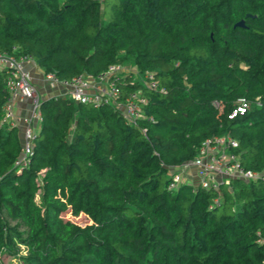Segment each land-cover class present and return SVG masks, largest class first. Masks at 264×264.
Instances as JSON below:
<instances>
[{"label": "trees", "instance_id": "trees-1", "mask_svg": "<svg viewBox=\"0 0 264 264\" xmlns=\"http://www.w3.org/2000/svg\"><path fill=\"white\" fill-rule=\"evenodd\" d=\"M12 46L59 79L130 61L158 86L119 78L120 101L144 98L134 124L110 103L42 98L21 169L17 128L0 124V264H263L264 0H0V50ZM219 136L260 177L205 189L183 173L169 188Z\"/></svg>", "mask_w": 264, "mask_h": 264}, {"label": "built area", "instance_id": "built-area-1", "mask_svg": "<svg viewBox=\"0 0 264 264\" xmlns=\"http://www.w3.org/2000/svg\"><path fill=\"white\" fill-rule=\"evenodd\" d=\"M14 51V46L9 51L0 50V69H4L6 73L4 85L8 94L2 107L3 116L0 119V124L5 122L8 125L16 126L18 121L24 122L19 155L13 161V166L21 169L28 164L31 154V141L40 120L38 104L42 97L32 83L30 72L24 67L26 62L33 61L32 58L26 54H15ZM132 73L127 71L123 65L111 64L96 76L78 75L70 79H59L54 72H46L43 74V80L50 86H59L64 89L62 93L51 94L47 97L57 95L66 97L75 103H89L93 106H98L102 102L110 103L120 110L127 123L134 124L137 118L143 116L140 103L144 102V98L140 95V90H135L129 92L123 101H120L117 84L121 76L125 74L133 76ZM142 78V83L147 87L156 88L158 86L151 72H145L142 74ZM23 98L31 102L32 113L29 117L19 119L13 114L12 104L14 100ZM247 104L244 98H239L235 109L229 116H232L235 111L243 112ZM148 119H151V116H148ZM32 122L36 124L33 126ZM236 145L237 142L234 139L225 136L205 140L198 147L193 160L182 164L179 172L171 175L168 187H175L182 180L183 173H191V176L188 175V178L185 179L192 185L205 189L217 187L221 183L227 185L230 178L254 180L260 177L259 172L245 170L239 165L237 153L233 150ZM187 168H191L192 171H184ZM217 202L218 199L214 198V203L217 204ZM258 241L264 242V238H260Z\"/></svg>", "mask_w": 264, "mask_h": 264}, {"label": "crops", "instance_id": "crops-1", "mask_svg": "<svg viewBox=\"0 0 264 264\" xmlns=\"http://www.w3.org/2000/svg\"><path fill=\"white\" fill-rule=\"evenodd\" d=\"M24 67L30 72L32 83L36 86L42 98L47 97L51 94H59L64 91L62 87H54L46 84L43 80L44 72L33 61L26 62ZM12 111L17 118H26L30 113H32L31 102L25 98L14 100L12 104ZM32 124L34 126L36 123L32 122ZM24 127V122H22L21 120L16 123L17 135L20 140H22L23 137Z\"/></svg>", "mask_w": 264, "mask_h": 264}, {"label": "rangeland", "instance_id": "rangeland-1", "mask_svg": "<svg viewBox=\"0 0 264 264\" xmlns=\"http://www.w3.org/2000/svg\"><path fill=\"white\" fill-rule=\"evenodd\" d=\"M123 66L126 68L127 71L133 72L132 73L133 77L137 81H139L141 83L143 82L142 74H140L137 71V68H136V66L134 64H131L130 61H127L126 63L123 64ZM30 114L27 117H29ZM184 171H189L190 172V171H192V169L191 168H187ZM189 175L191 176V173ZM64 217L70 219L71 221H73L74 223H76L78 225H84V224H88L90 222V220L87 218L86 214L83 211H79L78 213L74 214V213L71 212V209H68L66 211V213H64ZM3 263L4 264H18L15 257L4 258Z\"/></svg>", "mask_w": 264, "mask_h": 264}, {"label": "water", "instance_id": "water-1", "mask_svg": "<svg viewBox=\"0 0 264 264\" xmlns=\"http://www.w3.org/2000/svg\"><path fill=\"white\" fill-rule=\"evenodd\" d=\"M234 26H243V20H239L237 22H235Z\"/></svg>", "mask_w": 264, "mask_h": 264}]
</instances>
